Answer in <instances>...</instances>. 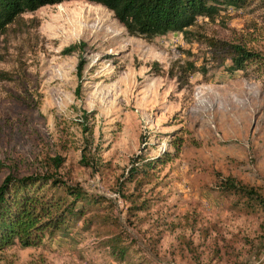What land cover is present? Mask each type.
<instances>
[{
    "label": "rangeland",
    "instance_id": "1",
    "mask_svg": "<svg viewBox=\"0 0 264 264\" xmlns=\"http://www.w3.org/2000/svg\"><path fill=\"white\" fill-rule=\"evenodd\" d=\"M207 40L264 54V4L222 7L184 33L128 36L105 8L68 1L26 12L0 34V183L52 172L102 197L84 229L0 253V264H264V216L212 189L230 176L264 191V86ZM75 46V51L64 49ZM158 159L149 184L123 180ZM133 194L148 208L130 211ZM109 218L110 225L102 218ZM87 225V224H85Z\"/></svg>",
    "mask_w": 264,
    "mask_h": 264
},
{
    "label": "trees",
    "instance_id": "2",
    "mask_svg": "<svg viewBox=\"0 0 264 264\" xmlns=\"http://www.w3.org/2000/svg\"><path fill=\"white\" fill-rule=\"evenodd\" d=\"M77 0H0V34L19 15L33 12L41 7L53 6ZM99 5L109 12L128 36L151 38L171 33H184L197 17L211 19L222 7L242 8L251 0H80ZM264 4V0H261ZM207 47L225 55L230 71L251 73L264 86V54L248 50L240 44H226L207 40ZM75 46L64 49L68 54ZM52 172L28 174L21 177L6 176L0 183V253L11 246L21 249L35 247L44 237L66 238L69 229L83 219L84 229L89 227L93 217H86L96 211L104 202L102 197L88 194L81 186L69 184L56 174L61 166L59 157L50 159ZM125 177L119 182L132 183L133 189L149 184L158 159L147 160L134 157ZM0 163V169H2ZM212 192L225 199L228 209L241 215L264 216V191L248 186L230 176L218 179ZM120 198L130 204V211L148 208L146 200L138 201L133 194ZM110 225L109 218H102ZM87 224V225H85ZM106 241L111 254L119 263H126L128 247L122 246L121 235L113 230Z\"/></svg>",
    "mask_w": 264,
    "mask_h": 264
}]
</instances>
